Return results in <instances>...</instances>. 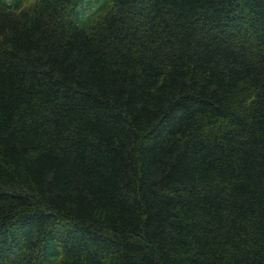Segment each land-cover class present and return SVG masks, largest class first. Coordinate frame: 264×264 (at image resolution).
<instances>
[{
    "label": "trees",
    "instance_id": "obj_1",
    "mask_svg": "<svg viewBox=\"0 0 264 264\" xmlns=\"http://www.w3.org/2000/svg\"><path fill=\"white\" fill-rule=\"evenodd\" d=\"M0 264H264V0H0Z\"/></svg>",
    "mask_w": 264,
    "mask_h": 264
}]
</instances>
